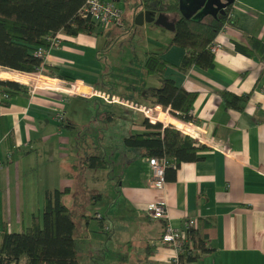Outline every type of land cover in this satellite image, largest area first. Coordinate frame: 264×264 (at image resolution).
Segmentation results:
<instances>
[{
    "label": "crops",
    "instance_id": "crops-1",
    "mask_svg": "<svg viewBox=\"0 0 264 264\" xmlns=\"http://www.w3.org/2000/svg\"><path fill=\"white\" fill-rule=\"evenodd\" d=\"M113 1L122 8V20L125 12L127 25L123 22L105 27L101 34L104 40L100 41L93 34L58 32L57 43L48 48L44 57L59 73L73 71L83 73L82 76L66 80L40 72L35 82H28L20 78L18 71L1 70L12 79H21L27 89L7 95L0 86V232L3 223L11 231H21L30 223L31 217L26 221L27 217L41 212L47 190L67 186L70 190L62 200L78 198L79 203L63 202L74 214L83 211L86 224L85 233L77 236L81 264H85V259L86 264H168L172 249L151 244L164 226L163 219H152L144 212L145 205L153 200L165 202L169 221L175 227L182 226L188 215L196 218L194 238H201L209 250L186 264H264V0H234L231 24L222 26L213 39L218 45L213 66L205 69L191 65L185 71L178 67L185 49L177 45L165 48L172 30L153 22L134 23L135 12L149 8L144 0ZM134 4L136 10L132 9ZM175 16L170 14L168 19L174 20ZM115 26L126 28L120 38L137 32L136 41L142 49L136 51V45L133 51L144 56L147 52L159 53L167 62L163 76L196 92L191 108L196 122L175 119L191 126L189 134L207 148L198 151L197 159L181 162L173 178L167 177L171 174L167 170L161 188L151 184L147 157L124 151L121 146L106 148L116 171L111 201L119 202L102 207L103 195L92 203L90 194L100 191L94 179H104L108 170L74 166L92 150L91 143L85 146L86 130L91 137L96 131L92 122L100 119L109 104V118L119 120L117 124L123 123L125 113L131 118L137 115L133 116L124 105L82 94L81 83L120 96H136L135 102L147 107L148 103L137 96L138 90L160 84L157 75H148L145 70L138 73L120 53L115 59L111 44L105 41ZM254 39L261 43H254ZM245 49L251 54H246ZM99 57L121 67L100 77ZM224 90L237 95L249 93L242 110L226 106L221 96ZM56 106H63L64 124L53 118ZM151 108L164 109L159 104ZM157 114V118L164 115L158 111ZM130 130L144 127L135 120ZM82 132L86 133L84 137ZM119 134L116 131L108 135L114 139ZM89 208L99 216L90 214ZM93 217L99 227L93 224ZM116 217H123V222L128 218L119 229L123 234L119 244L132 248V243L138 241L140 248L134 250L143 249L141 255L133 253L115 262L113 256L106 259L108 254L96 253L105 238L102 233L114 230L112 219ZM194 238L188 239L192 245ZM147 245L153 250L146 260H141Z\"/></svg>",
    "mask_w": 264,
    "mask_h": 264
},
{
    "label": "trees",
    "instance_id": "trees-1",
    "mask_svg": "<svg viewBox=\"0 0 264 264\" xmlns=\"http://www.w3.org/2000/svg\"><path fill=\"white\" fill-rule=\"evenodd\" d=\"M85 1L0 0V68L18 71L20 78L28 82H35L40 71L44 69L46 70L44 73L50 76L74 80L72 75L59 73L57 67L46 63L34 51L39 46L49 48L50 37L55 36L58 32L68 35L84 33L97 36L102 34L104 29L94 19L88 15L83 16L79 12ZM144 2L146 7L165 12L168 15H176L173 35L165 48L177 45L185 49L178 66L180 70L185 71L191 65L205 69L213 66L214 52L211 51L209 45L222 26L231 24L230 8L232 3L217 17L211 16L208 19L194 21L179 14L178 0H144ZM128 4L129 1L126 6ZM109 40L111 39L107 38L106 43H109ZM254 43L261 42L254 39ZM244 52L248 55L251 54L246 49ZM166 64L167 62L161 58L159 53L147 52L143 63L145 73L157 75L160 78V84L138 90L137 96L145 100L150 107L159 104L164 109H168V112L180 121L195 123L191 108L196 98V92L186 90L174 79L163 76ZM21 79L13 80L0 70V86L3 87L4 93L7 95L26 91L27 85L22 83ZM221 96L226 106L242 110L249 93L237 95L224 90L221 92ZM107 106L108 109L102 116H106L108 122L111 120L109 115L112 110L109 109L110 104ZM126 110L132 111V113L133 111L140 112L129 107ZM125 114L122 116L123 123L119 125L122 128V132L119 134H122L121 142L123 144L121 147L124 151H133L140 156H160L173 160L175 165L165 169L164 178H166L167 170L171 171L167 177L173 178L175 169L181 162L197 159L198 151L207 148L205 144L189 134L191 126L173 117L168 118L164 114L157 119L167 120L177 127L173 124L164 125L161 121H150L147 116L143 115L138 124L143 126L144 130L132 131L129 120L132 123L136 117L131 118L130 114ZM69 127H72V124ZM107 137L109 143L113 144L115 138L113 139L112 135ZM94 138L100 139L98 134ZM116 138L119 139V136L117 135ZM91 145L92 150L82 155L79 163L74 166L78 167L80 164L83 168L93 170H112L113 161L108 153L100 150L101 144L91 142ZM109 149L112 150L113 146H110ZM69 190L67 186L62 189L47 190L41 212L33 214L30 223L21 231H11L6 223L1 224L0 264H81L80 251L77 247L80 239L75 236L74 211L62 200V196ZM100 198L101 193L98 191L90 194L92 203ZM98 216V214L94 215V217ZM190 236L195 237L194 229L190 230ZM194 241L193 246L200 248L202 252L209 250L204 246L201 238L196 236ZM145 249L146 252L141 260H146L153 250L151 245H147ZM198 256H187L184 261L182 260V264L185 261H193Z\"/></svg>",
    "mask_w": 264,
    "mask_h": 264
},
{
    "label": "rangeland",
    "instance_id": "rangeland-1",
    "mask_svg": "<svg viewBox=\"0 0 264 264\" xmlns=\"http://www.w3.org/2000/svg\"><path fill=\"white\" fill-rule=\"evenodd\" d=\"M127 20H128V18L126 16L125 12H124V17H123V20L121 21L122 25H123V22L125 23V25H127L126 24ZM121 28H118L117 26L112 28V30H111L112 33L110 32L111 35L107 37L108 39H111V40H109L108 44H111V48L114 51L115 59H117L118 53H120L121 58L122 59L125 58V57L128 58L134 64V67L137 68L138 73H140V72H142L144 70V65H143L144 61L142 60V58L144 57L143 59H145L146 53H145V56H144V55H141L140 53L136 54L133 51V46H136V45L138 46L136 51L139 52L142 49V46L140 44L138 45L139 42L136 41L137 32H135L133 34H130V35L123 34L125 36L120 38L119 36H121L122 33L124 32V30L126 29V28H122V29ZM143 36L145 37V34ZM96 37L99 39V41L100 40H104L103 37L101 36V34L97 35ZM106 40L107 39H105V41ZM104 43L105 42L103 41L102 44H104ZM108 44H107V46H109ZM133 53H135V54L133 55ZM99 58H100V60H102V62H101V64H102L101 65L102 72L99 73V74H101L100 77H102L103 75H106V76L110 75L108 72L109 71L112 72L113 70L116 71L117 70V68H116L117 66L121 67L118 64L115 67L113 64L110 63V61H107L106 57H99ZM0 70H8V69L0 68ZM37 72H39V71H37ZM40 72L44 73V72H46V70L44 69V70H42ZM65 72H66V74H71L72 76H75V75H81L82 76V74H83V73H80V72H73V71H65ZM44 74H46V73H44ZM7 79H10V78H7ZM97 82L98 83H103L102 80H98ZM126 96H124V97L128 98L129 100L138 101L136 96H131V95L129 97H126ZM157 111L164 113L166 115V117H168V118L171 116V117H173L175 119V117L172 116L168 111H166V109H159V108L156 111L154 109H152V111H149L148 113H145L144 111H140V112L133 111V114L137 115V117L135 118V120L137 122H140L142 120V118H143V115H144V116H147L150 121H161L162 123L175 125L174 123L169 122L167 120H159V119H157V115L159 114V113L157 114ZM94 121H96V122H92V123H94L93 124L94 125L93 129H95L96 131H94L92 133L91 137H89L88 130H86L87 133H88L87 135H86L85 132H82V137H84V135H86V137H85V141H86L85 146H88V143H91V142L100 143L102 148H103V150H105L108 147L110 148V146H113V149H117L119 146H122V144H123V142H121L122 134L119 135V139L115 138L113 144H110L109 141L107 140L108 139L107 136H108V134L110 132H113L115 130L118 131L119 133L122 132V128L119 126L120 124L116 125L119 120H115V121L109 120L107 122V117L106 116H102L101 119H94ZM133 122H134V119H133ZM129 124L132 125L130 120H129ZM95 125H97V126H95ZM96 132L98 133L100 139L96 140L94 138ZM74 143H75V141H74ZM106 144H107L108 147H106ZM72 145L74 146L73 143H72ZM115 174H116V171L114 172V167H112V170H108L107 177H105L104 179H100V180L94 179L95 185L97 187H99V190H100L99 192L101 193V195H103L102 207H104L105 205H113L114 206V205H116V203L119 202V200L116 201V202L115 201H111V198H113L114 195H115L114 188H112L114 185H116V182H115L116 178L114 176ZM63 201L64 202H68V203L70 201L71 202H75V203H79L78 198L73 199V200L70 199V201L65 198V199H63ZM104 211L105 210L102 209V212H104ZM82 212L83 211H78L77 213H75L73 215V219L76 222V228H75V236H76V238H77V236L80 235L81 232L85 233V231H86V224H85V221H84V217L81 215ZM88 212L94 216V211H92L91 208H89ZM30 217L31 216L27 217V219H26V217L23 216V218L26 219V221L29 220ZM121 219H122V221H120ZM123 219H124L123 217H121V218L116 217V218L112 219L113 220L112 222H113L114 230H112V232L110 230V231H104L102 233L103 236L105 235L104 236L105 238L103 239V244L100 247H97L96 250H95L96 253L98 251H101L102 253L108 254L106 259H108L109 256H113L116 259L115 262H121L123 257H125L127 255L131 256L133 253H136V254L139 253L141 255L142 254L141 251L143 250V249H140L139 251H135L134 250V248H136V249L140 248V247H138V246H140L138 241L132 243V246H133L132 248H130L129 246H127V248H126L125 246L119 244L120 240L123 238V234L121 233V230H119V229H120V227L122 225H124L128 221L127 217H125V220L126 219L127 220L124 221V222H123ZM92 220H93V224H95L97 227H99L98 221L94 217L92 218ZM108 222H109V224L112 225L111 221H108ZM96 231H97V229H96ZM87 262L88 261L85 259V264Z\"/></svg>",
    "mask_w": 264,
    "mask_h": 264
},
{
    "label": "built area",
    "instance_id": "built-area-1",
    "mask_svg": "<svg viewBox=\"0 0 264 264\" xmlns=\"http://www.w3.org/2000/svg\"><path fill=\"white\" fill-rule=\"evenodd\" d=\"M79 12L83 16L88 15L94 19L102 29L111 24L117 26L122 25V8L113 0H86ZM226 25L227 24L224 26ZM56 35L57 34L50 37V46L57 43ZM217 46V43L214 41H212L209 45L212 52L216 50ZM47 52L48 48L42 46H39L34 51L37 56H40L43 59ZM81 84L82 90L80 92L86 96H97L102 98L107 103H118L132 109L144 111L145 113H148L149 110L152 111L151 107L147 108L146 106L138 104L133 100H129L124 96L93 88L89 85L83 84V82ZM54 111V120L58 124H62L64 122L63 106H56ZM147 162L150 166L152 174L151 184L155 187L161 188L165 181V169L170 166L173 167L175 165L174 161L166 157L149 156L147 157ZM144 212L152 219L156 218L164 220L162 233L157 239L152 240L151 243L158 246H167L172 249L173 254L170 257L168 264H182V260L184 261L187 256H198L202 253L200 248L193 246L188 240L190 230L194 229L196 226V218L194 216L188 215L184 217L182 226H173L169 221L168 209L163 200L149 201L144 207ZM186 262L187 261L183 264H186Z\"/></svg>",
    "mask_w": 264,
    "mask_h": 264
},
{
    "label": "water",
    "instance_id": "water-1",
    "mask_svg": "<svg viewBox=\"0 0 264 264\" xmlns=\"http://www.w3.org/2000/svg\"><path fill=\"white\" fill-rule=\"evenodd\" d=\"M233 1L234 0H225V2L221 0H178V12L185 18L201 21L207 15L217 16L218 11L222 12L223 8L233 3ZM132 9L136 10L137 6L134 4ZM133 21L136 24H142L144 21L153 22L172 31L175 27V18L174 20H169L168 14L151 8L138 9L135 12Z\"/></svg>",
    "mask_w": 264,
    "mask_h": 264
},
{
    "label": "flooded vegetation",
    "instance_id": "flooded-vegetation-1",
    "mask_svg": "<svg viewBox=\"0 0 264 264\" xmlns=\"http://www.w3.org/2000/svg\"><path fill=\"white\" fill-rule=\"evenodd\" d=\"M221 1L225 2V0H221ZM227 6H228V5H227ZM227 6H225V7L223 8V10L226 9ZM222 12H223V11H222ZM222 12L218 11V12H217V16H218L220 13H222ZM211 16H212V15H207V16L204 17V19H208V18L211 17ZM217 16H216V17H217Z\"/></svg>",
    "mask_w": 264,
    "mask_h": 264
}]
</instances>
